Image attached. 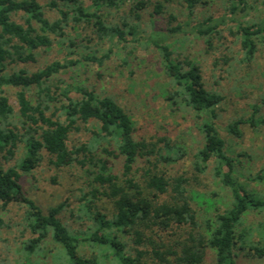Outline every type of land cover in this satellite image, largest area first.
<instances>
[{"label": "trees", "instance_id": "1", "mask_svg": "<svg viewBox=\"0 0 264 264\" xmlns=\"http://www.w3.org/2000/svg\"><path fill=\"white\" fill-rule=\"evenodd\" d=\"M45 1L0 0V230L13 232L20 212L23 230L15 241L24 264H35L34 256L48 244L57 264L264 261V166L243 178L237 167L250 156L237 154L227 142L228 136L242 140L244 127L264 130L262 105H249V114L232 120L225 138L216 121L226 96L208 89L198 59L178 53L193 35L207 53H224L222 67L228 70L264 59V23L245 19L249 0ZM47 9L58 18H49ZM145 17L149 31L142 26ZM107 40L118 46L143 41L161 56L166 79L161 94L172 112L191 113L202 135L189 173L173 172L190 154L184 140L169 131L140 135L114 97L61 78L84 63L102 68L114 50L101 53L89 46ZM55 46L61 59L29 69ZM135 52L125 53L130 68L140 58ZM211 165L230 196L224 211L217 193L194 189L207 192L201 177ZM42 166L80 174L74 208L67 198L45 209L26 194L23 175ZM250 213L259 219L245 227Z\"/></svg>", "mask_w": 264, "mask_h": 264}, {"label": "rangeland", "instance_id": "2", "mask_svg": "<svg viewBox=\"0 0 264 264\" xmlns=\"http://www.w3.org/2000/svg\"><path fill=\"white\" fill-rule=\"evenodd\" d=\"M41 1L46 4L45 0ZM249 3L251 9L245 19L249 22L264 23V0H249ZM47 16L51 19L58 18L56 12L48 9ZM145 18L142 26L143 29L149 31L150 22L148 17ZM158 23L159 21L157 25ZM147 31L145 33H148ZM87 36L88 34L84 35V37ZM186 42L178 50V53L198 59L202 64L208 89L218 92L227 98L224 104L218 108L216 121L225 138L227 137L226 128L229 123L235 118L245 117L249 114V105L258 102L262 105V113L264 114V59L261 56L258 57L259 61L252 67L237 66L234 70H228L227 67H222L224 64V59L222 58L224 53H219L218 51L216 53H207L204 44L193 35L188 36ZM143 44V41L142 45L140 44L139 46L129 42L127 45H123L127 48L122 50L123 46H118L116 40L114 42L108 40L99 43L94 42V44L89 46L90 49H99L101 53L114 50L111 59L107 60L102 68L96 64L84 63V66L79 65L72 68L67 74L62 75L61 78L70 84L72 83V78H75L80 84L95 87L101 95L107 94L114 97L132 116L140 130V135L150 137L156 132L169 131L172 138L184 140L190 154L173 172H188L193 155L201 146L202 135L194 124V117L191 113L185 110L171 111L169 104L161 94L166 82L161 65V56L151 46L148 48ZM136 46L138 50L134 48ZM132 49L136 51L135 56L142 59L139 58L134 61L132 68H130L125 64L124 59L126 58L125 53L127 54ZM80 51L82 53L89 52L83 49H80ZM63 56L62 50L55 46L50 51L41 52L38 62L29 67V69L32 71L38 70L55 60L61 59ZM133 56L132 54L129 62L135 57ZM217 61H220L221 65L218 64L219 66H217ZM234 61L238 65L237 60ZM242 69L244 71L241 72ZM235 71L240 72L237 73ZM98 74L102 75V77L99 78ZM7 93L11 104L17 107L15 91L9 89ZM243 130L244 138L242 140H236L228 136L227 142L229 147L231 146L237 154L244 152L250 156L249 158H241L242 164L237 167L239 175L246 178L250 174H256L264 166V130L254 132L248 127H244ZM73 138L78 139L77 136ZM73 172L76 174L75 177L66 172L57 173L48 166H42L32 174L23 175V189L29 197L36 200L45 209L61 203L67 198L71 199L70 203H72V208H74L76 205L74 201L79 196L77 188L80 185L78 181V175L80 174L76 170ZM53 178L56 179V184L52 182ZM201 178V181L208 186L207 192L205 188L194 187V189L205 195L209 192L217 193L219 203L216 205L222 211L226 210L231 203L230 196L228 191L223 189L219 182L214 179L213 165L210 166L207 174ZM14 213L17 212L14 211ZM17 214L21 215L20 212ZM18 215L16 223H14L17 227L13 232L7 233L0 230V264H24L25 262L21 247L15 241L20 231L23 230L18 225L22 222L21 216ZM66 215L65 219L70 225L72 223L71 213L69 212ZM4 218L8 221L11 218V214L4 215ZM258 219L259 216L250 213L246 216L245 227L256 226ZM53 247L52 244H48L43 252L34 256V263L57 264ZM49 250L52 251L50 254L48 253ZM239 262L240 264H264L263 260L252 263Z\"/></svg>", "mask_w": 264, "mask_h": 264}]
</instances>
